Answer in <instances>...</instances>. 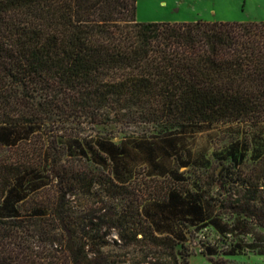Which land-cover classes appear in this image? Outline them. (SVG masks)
<instances>
[{
	"label": "trees",
	"instance_id": "trees-1",
	"mask_svg": "<svg viewBox=\"0 0 264 264\" xmlns=\"http://www.w3.org/2000/svg\"><path fill=\"white\" fill-rule=\"evenodd\" d=\"M240 123L264 126V21L138 22L136 0H0V264H188L202 230L218 236L199 240L211 264L264 255V156L208 185L179 172L187 130ZM110 124L147 138L92 136ZM136 170L161 186L140 187Z\"/></svg>",
	"mask_w": 264,
	"mask_h": 264
},
{
	"label": "rangeland",
	"instance_id": "rangeland-1",
	"mask_svg": "<svg viewBox=\"0 0 264 264\" xmlns=\"http://www.w3.org/2000/svg\"><path fill=\"white\" fill-rule=\"evenodd\" d=\"M136 20L138 22H250L264 21V0H136ZM159 128L153 127L147 135H156ZM133 131L123 126L96 125L92 130L94 138H104L119 144L125 140L136 143L147 137L130 136ZM178 161L183 159L188 163L186 168H181L180 173L190 181L196 183L202 179L205 185L211 183L212 178L222 168L234 166L240 169H249L256 164L259 157L264 156V126L249 124H217L202 125L187 130L177 140ZM247 145L244 152V146ZM233 149V151H232ZM245 153V158L239 161V154ZM232 157H234L232 161ZM131 180L140 184V187L152 188L161 186L162 179L154 178L150 181L136 170L131 175ZM144 181L147 183L144 184ZM147 185V186H145ZM216 185L211 186V193H215ZM119 198V197H117ZM264 240V230L259 229ZM211 242L218 238L213 230H202L197 238L186 243L188 264H211L207 257L200 253L199 240L204 241L205 236ZM114 234L110 238H115ZM220 238L218 247L225 248L230 244ZM245 242H251L250 237ZM218 260V261H217ZM215 264H264V255H258L247 250L234 256L216 255Z\"/></svg>",
	"mask_w": 264,
	"mask_h": 264
}]
</instances>
